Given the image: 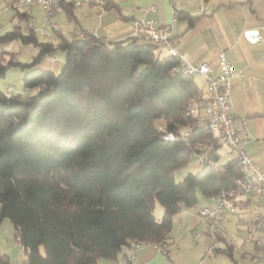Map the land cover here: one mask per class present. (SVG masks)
I'll return each mask as SVG.
<instances>
[{
  "label": "trees",
  "instance_id": "trees-1",
  "mask_svg": "<svg viewBox=\"0 0 264 264\" xmlns=\"http://www.w3.org/2000/svg\"><path fill=\"white\" fill-rule=\"evenodd\" d=\"M57 38L40 40L33 27L24 33L19 25L0 35V44L18 39L38 50L27 63L0 52V78L9 67L30 68L22 80L33 90L0 89V223L12 222L22 264L119 257L133 264L130 241L167 240L173 216L196 204L198 193L230 187L240 167L230 158L175 180L192 154L206 150L218 162L221 145L189 112L204 85L175 55L160 54L158 43L136 35L105 41L86 30ZM57 50L64 54L58 72L37 67ZM167 131L174 139L162 137ZM216 250L233 258L229 247ZM0 264H10L1 251Z\"/></svg>",
  "mask_w": 264,
  "mask_h": 264
},
{
  "label": "crops",
  "instance_id": "crops-1",
  "mask_svg": "<svg viewBox=\"0 0 264 264\" xmlns=\"http://www.w3.org/2000/svg\"><path fill=\"white\" fill-rule=\"evenodd\" d=\"M11 1L0 0V35L19 25L24 33L31 26L40 40L54 43L58 41L57 32L73 37L71 29L77 31L75 36L86 30L105 41H117L133 35L131 20L137 18L152 20L158 25L170 24V42L176 51L183 53L188 63H207L212 74H217L218 54L223 52L239 72V76L230 80L232 112L237 117L245 118L248 131L245 149L264 173V42L255 39L257 35L264 34V0H103V3L78 5L73 3L74 0H63L62 10L51 17H46L36 5H25L18 9L6 7ZM178 10L187 15L178 16ZM189 17L192 18L191 23ZM250 29L256 31L254 38L245 35ZM9 43L8 49L4 45L2 48L16 55L23 51L33 57L38 52L36 47L23 44L18 39ZM157 50L160 54L167 53L164 44H158ZM63 59V52L57 50L42 57L37 67L58 72ZM198 76L203 86V76ZM8 86L11 85L8 84L6 88ZM159 122L163 123L162 120ZM219 154L218 161L224 157V161L234 158V152L225 145L220 146ZM198 201L181 208L173 216L168 240L177 243L183 235L192 238V229L198 226L197 208L210 204L208 197H204L200 204ZM250 205L252 207V200L245 205L239 202L237 213L225 214L223 226L227 233L235 234L238 241L244 240V228L252 215V208H248ZM178 220H183V225H177ZM179 229L183 230L182 235H179ZM208 241L209 236L203 234L197 244L201 242L204 249ZM155 245L142 242L135 249L137 257L134 264H165V256L171 260L172 250L175 252L178 248L177 243L164 254L157 251ZM95 264L125 262L119 257L115 261L100 259Z\"/></svg>",
  "mask_w": 264,
  "mask_h": 264
},
{
  "label": "built area",
  "instance_id": "built-area-1",
  "mask_svg": "<svg viewBox=\"0 0 264 264\" xmlns=\"http://www.w3.org/2000/svg\"><path fill=\"white\" fill-rule=\"evenodd\" d=\"M91 2L103 3V0L73 1L76 5ZM25 5L38 6L46 17H50L62 9L60 0H12L7 3L6 7L17 8ZM131 23L133 35L161 45L164 44L168 53L182 61L181 69L184 72L203 76V99L198 103L200 96H194L189 112L197 116V126L215 133L219 144L225 145L234 152L233 157L240 167V175L235 178L230 187L222 188L217 193L208 196L210 204L197 208L198 226L192 229V242L189 246L193 247L203 234L209 236V241L203 249V256L197 264H201L205 258L214 256L216 249L220 247H229L232 254H240L235 259V264H264V173L245 149L244 144L248 137L246 121L244 117H237L232 112L230 102V80L232 77L239 76L238 70L233 67L230 59L223 52L218 54L217 74H212L211 67L205 62L197 64L186 62L185 55L178 53L170 42V24L158 25L152 20L137 18L132 19ZM42 32L45 30L43 29ZM70 32L74 35L77 31L71 29ZM255 39L264 42V34L257 35ZM1 51L3 48L0 45ZM9 90H12L11 86H8ZM162 127L163 125H159V128ZM182 131L186 134L187 128H183ZM162 137L171 140L174 139V134L167 131ZM196 155L201 164L212 167L217 165V162L207 154L206 150ZM251 200L252 215L247 219L244 228V240L238 241L237 236L227 233L223 226L225 214L237 213L239 202L245 205ZM183 223V220L177 221V225H183ZM141 243L135 240L130 241L128 256L133 264L137 257L135 249ZM15 244L19 245L18 238ZM155 244L156 250L164 254L176 246V242L168 239Z\"/></svg>",
  "mask_w": 264,
  "mask_h": 264
},
{
  "label": "rangeland",
  "instance_id": "rangeland-1",
  "mask_svg": "<svg viewBox=\"0 0 264 264\" xmlns=\"http://www.w3.org/2000/svg\"><path fill=\"white\" fill-rule=\"evenodd\" d=\"M18 8L20 7L14 9H18ZM38 35L41 36L39 32ZM9 44H10L9 42L1 43V46L4 45V47L8 49ZM28 46L35 48V46L31 44H28ZM16 58L23 63H27L30 62L33 57L29 53H25L21 51L20 53H18V55H16ZM28 72H30V68L27 67L25 68L19 66L9 67L7 69L5 76L0 78V89L10 93H19L23 96H27L28 94H31L32 90L30 88L25 87L22 80V77ZM194 78L198 82L201 81V78L197 74L194 75ZM8 84L12 86V90L8 91V87L6 88ZM224 160L225 157L222 158L220 161H218V163H221ZM202 168H203L202 164L197 160V155L192 154L190 155L187 163L183 167L178 168L174 172V178L176 181H179L187 173H196L202 170ZM203 198L204 196L198 193V200H199L198 204H200ZM248 208H252L251 205ZM153 213L156 219L161 218L163 214V206L159 201L155 202ZM178 233L179 235H182L183 230L179 229ZM16 239L17 237L15 235L12 222L8 218H4L0 223V251L6 253L9 256L10 264H22L25 258V254L21 245L15 244ZM191 242H192L191 236H185V235L181 236L180 241L177 242L178 248H176L175 252L172 250L171 260H169L165 256V264H197L200 258L203 256V248L201 245L202 243L199 242L198 244L196 243L193 247H190L189 245ZM233 256L234 258H237L238 253H233ZM201 264H235V261L226 252L218 251L215 252L214 256L205 258Z\"/></svg>",
  "mask_w": 264,
  "mask_h": 264
},
{
  "label": "water",
  "instance_id": "water-1",
  "mask_svg": "<svg viewBox=\"0 0 264 264\" xmlns=\"http://www.w3.org/2000/svg\"><path fill=\"white\" fill-rule=\"evenodd\" d=\"M255 34L256 33H255V30L254 29H250V30L246 31V36L248 38H254Z\"/></svg>",
  "mask_w": 264,
  "mask_h": 264
}]
</instances>
